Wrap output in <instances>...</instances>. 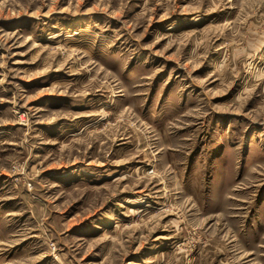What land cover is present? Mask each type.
I'll use <instances>...</instances> for the list:
<instances>
[{"label":"rangeland","instance_id":"obj_1","mask_svg":"<svg viewBox=\"0 0 264 264\" xmlns=\"http://www.w3.org/2000/svg\"><path fill=\"white\" fill-rule=\"evenodd\" d=\"M0 264H264V0H0Z\"/></svg>","mask_w":264,"mask_h":264}]
</instances>
